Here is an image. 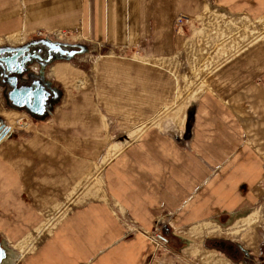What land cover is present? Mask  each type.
<instances>
[{
	"label": "crops",
	"instance_id": "obj_1",
	"mask_svg": "<svg viewBox=\"0 0 264 264\" xmlns=\"http://www.w3.org/2000/svg\"><path fill=\"white\" fill-rule=\"evenodd\" d=\"M234 17H264V0H0V34L65 28L85 48L28 65L57 97L27 131L0 86V239L15 264H264V37L240 45ZM207 28L225 31L211 35V68L187 81L193 33ZM56 214L21 256L15 245ZM233 220L238 238L205 233ZM139 229L192 230L238 253L154 252Z\"/></svg>",
	"mask_w": 264,
	"mask_h": 264
},
{
	"label": "rangeland",
	"instance_id": "obj_2",
	"mask_svg": "<svg viewBox=\"0 0 264 264\" xmlns=\"http://www.w3.org/2000/svg\"><path fill=\"white\" fill-rule=\"evenodd\" d=\"M252 21H247L246 19L242 18V17H234V18H230L229 19V22H228V25H229V28H230V31H232L234 33V35H236V39L238 41H240V45H243V44H246L252 40H254L256 37H264V17L258 19V17H252ZM255 19H258L256 21H253ZM16 31L18 32H15V33H12V34H9L7 36L8 33H11L13 31H9L7 33H2L0 34V43L2 42H8L10 44H18V43H21L23 42L24 40H27V39H31V38H35V37H48V38H51V39H55V40H61V41H69V36H70V29H65V28H60V29H42V28H35V29H31V30H23V29H17ZM221 31H225L224 29L222 30H211L210 28H207V29H201V30H196L194 33H193V36L196 38H198V44H196L195 46V51L194 53L196 52V55H195V58L200 62H192V58H190V56L188 55V52L186 54L185 57H187L188 61H189V71L187 73L186 76H184V79H187V81L189 80H199L207 71V69L209 70L211 68V64L210 63V56L207 54L208 53V49L212 46V42L214 44L215 40H212L211 38V35L213 34H216V32H219V34H221ZM14 34H19L18 36V40L17 41H14L12 42L10 40L11 36L14 35ZM115 48V47H114ZM109 49H107V51L105 50L104 52L105 53H108V54H111V55H114L115 53L114 52H109L108 51ZM115 50L118 51L117 48H115ZM84 54V53H82ZM132 55L131 56H128V55H122L124 56L125 58H130V57H136V54L135 53H131ZM201 60L203 62H201ZM82 62H84L83 64L86 65V63H88L87 61H89V57L88 56H83L82 55ZM190 62L194 63V65L192 66L190 64ZM88 65V64H87ZM87 67V66H86ZM187 70H188V66L186 67ZM187 85H189L187 82H185ZM195 83H193L194 85ZM192 84L190 85V88H191ZM19 119H27V121L25 122H22L20 120L19 124L20 125H26L28 122H29V126L24 128L22 126H19V127H14V124L19 120ZM30 116L28 113H19V115L17 116V118L15 119V122L13 123V128L14 129H20V130H24V131H27L29 128H30V125L32 124L31 120H30ZM107 120V119H106ZM107 123L109 124L108 120H107ZM9 130L5 131L3 134H1L0 132V139L3 138L7 132ZM112 145V144H111ZM109 150V149H108ZM116 149H110L106 155V157L104 158V160H106L107 158H109V153L112 152H115ZM100 169V167H99ZM99 169L96 170L95 168V172L93 171L90 175V178H92V180L96 181L97 178H98V173H99ZM80 196V195H79ZM66 209V204L64 205V208L61 210V212L63 213ZM256 209H251L248 213L244 214V215H241L240 217H243L247 214H249L251 211H254ZM59 212V213H61ZM61 214H56V216H53L51 219L48 220L47 224L43 225L41 228L38 229V233H36L35 235H30L28 237H26L25 239H22L18 244L15 245V247L19 250V252H24L25 253V250L26 251H29L30 249L33 248V246L40 240V238L46 233V231L50 228V226L52 225L53 221L55 219H57L58 217H60ZM238 217V218H240ZM236 218V219H238ZM260 218V216H259ZM235 219V220H236ZM233 220L231 223L228 221L224 224L222 223H215L214 224V227L213 228H209L207 229L205 233H210V234H214V235H217L219 237H228V238H238L240 236V233H241V229L235 233V234H229L228 231H227V228L233 224V222L235 221ZM258 222V221H257ZM256 222V223H257ZM211 226V224H204V225H199V226H194L196 228H205L207 226ZM187 231V230H186ZM186 231L184 232H181L179 235L181 236H178V235H174L173 233H163V232H160L158 230H152L151 231V235L152 236H155L157 237V235H160L161 238L163 237L165 240V242L161 243V242H157V241H154L157 244H154V242L150 241L153 245V250L154 252H157V251H167V253H171L174 254L176 251H177V246H183L184 244H192V245H196V244H202L205 248H212L214 250H220L222 251L224 254H226L220 247V245H218L215 241H209V240H213V239H216V238H205L203 239V242H202V238H200V241L198 237H194L192 235H198V234H191L190 231H188L186 233ZM150 232V231H149ZM204 232V230H203ZM204 233V234H205ZM191 234V235H190ZM171 235V238L170 236ZM147 239V238H145ZM172 239V240H171ZM217 239H220L222 240L221 238H217ZM148 240V239H147ZM224 241V240H223ZM14 244V241L12 242ZM31 243L33 245H31ZM228 243V242H227ZM20 247H23L22 249H20ZM190 251V250H189ZM23 255V253H21V256ZM219 261H223V258L219 257L218 258ZM260 260H263V259H260ZM258 259V261H260ZM188 263V262H187ZM7 264V263H6Z\"/></svg>",
	"mask_w": 264,
	"mask_h": 264
},
{
	"label": "flooded vegetation",
	"instance_id": "obj_3",
	"mask_svg": "<svg viewBox=\"0 0 264 264\" xmlns=\"http://www.w3.org/2000/svg\"><path fill=\"white\" fill-rule=\"evenodd\" d=\"M80 48H83V46L79 44H70L66 41L55 40L48 37H35L24 40L23 42L18 44H10L8 42L0 43V86H2L1 94L7 100V92L11 88L8 83L13 82V79L9 76L16 74V72H11L9 70L13 68H15V71L22 70V77L25 80L17 79L15 81L16 85H21L22 83L30 84L31 82H33V80L39 78L38 76L34 75L26 76L28 65L30 63L37 62L39 64H44L51 61L55 57L68 56V54H70V51L79 50ZM12 63L14 64L12 65ZM7 66H9V69H7ZM23 74L25 76H23ZM17 76H19V74H17ZM35 85L36 83L34 82L32 86L34 87ZM53 92L56 93L54 90ZM50 96H52L51 92ZM26 103L27 102L24 101V104ZM27 105L35 109L37 108L30 102H28ZM15 108L20 110L18 111V113H28L36 115L30 112L25 106ZM46 109L47 111L49 110L47 106ZM216 243L225 250L231 249L234 254L238 253L237 249L232 247L230 243H227L223 240H217Z\"/></svg>",
	"mask_w": 264,
	"mask_h": 264
},
{
	"label": "water",
	"instance_id": "obj_4",
	"mask_svg": "<svg viewBox=\"0 0 264 264\" xmlns=\"http://www.w3.org/2000/svg\"><path fill=\"white\" fill-rule=\"evenodd\" d=\"M59 43V42H57ZM85 51V48H80L79 50H72L70 51V56H73L74 54L82 53ZM14 63H12L13 65ZM42 65V64H41ZM11 66V65H10ZM7 69H9V66H7ZM11 72H16L14 75H10L13 79V82L8 83L10 85V89L7 92V100L10 101V104L14 107H20L25 106L30 112L36 114V115H42L44 113H47V108H51L53 101L57 97V93L53 92V89L46 86V83H44L40 78H37L36 80H33L30 84L22 83L21 85H16L15 81L17 79L25 80L22 77V70L15 71V68L9 70ZM19 74V76H17ZM34 75L27 71L26 76ZM36 76V75H35ZM39 77V76H38ZM36 83V85L33 87V83ZM55 91V90H54ZM50 92L52 93L53 98L50 96ZM25 102H30L34 104L37 108H32L26 104ZM6 130H8V127L4 125L0 121V132L3 134ZM0 134V135H1ZM224 224V222L222 223ZM13 248L7 246L3 239H0V264H6V260L10 256H14V253L12 251Z\"/></svg>",
	"mask_w": 264,
	"mask_h": 264
},
{
	"label": "built area",
	"instance_id": "obj_5",
	"mask_svg": "<svg viewBox=\"0 0 264 264\" xmlns=\"http://www.w3.org/2000/svg\"><path fill=\"white\" fill-rule=\"evenodd\" d=\"M178 19H179V20H178ZM177 20H178V21H177ZM182 20H183L182 17H177L175 22H176V24H177V23H181ZM131 228H132L133 230L138 229V228L135 229V227H131ZM138 231L141 232L143 236H145L148 240H150V241H152V242H154V241H157L158 243H159V242H161V243L165 242V240H163L164 238H163V237L161 238L160 235H157V237L152 236V235H151V231H150V232H144V231H142L141 229H139ZM158 243L154 242V244H157V245H158Z\"/></svg>",
	"mask_w": 264,
	"mask_h": 264
},
{
	"label": "bare ground",
	"instance_id": "obj_6",
	"mask_svg": "<svg viewBox=\"0 0 264 264\" xmlns=\"http://www.w3.org/2000/svg\"><path fill=\"white\" fill-rule=\"evenodd\" d=\"M18 36H19V34H14V35L11 36L10 40H11L12 42L17 41V40H18ZM50 71H51V70H49L48 74L50 73ZM9 102H10V101H9ZM113 153H114V152L111 151V153H109V157H111ZM112 157H113V156H112ZM107 159H108V158H107ZM107 159H106V160H107ZM109 159H110V158H109ZM104 161H105V160H104ZM106 162H107V161H106ZM106 162H105V163H106ZM31 245H33V244L31 243ZM12 251H13V250H12ZM25 252H27V251L25 250ZM13 253H14V256H13V255L10 256V257L6 260L5 263H7V264H15L17 257H16V254H15L14 251H13ZM21 253L24 254V252H21Z\"/></svg>",
	"mask_w": 264,
	"mask_h": 264
},
{
	"label": "trees",
	"instance_id": "obj_7",
	"mask_svg": "<svg viewBox=\"0 0 264 264\" xmlns=\"http://www.w3.org/2000/svg\"><path fill=\"white\" fill-rule=\"evenodd\" d=\"M216 239H213V240H209V241H215Z\"/></svg>",
	"mask_w": 264,
	"mask_h": 264
}]
</instances>
